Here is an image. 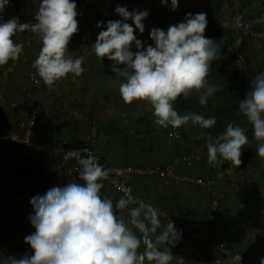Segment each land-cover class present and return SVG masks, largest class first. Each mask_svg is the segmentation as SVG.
Wrapping results in <instances>:
<instances>
[{
  "label": "crops",
  "instance_id": "obj_1",
  "mask_svg": "<svg viewBox=\"0 0 264 264\" xmlns=\"http://www.w3.org/2000/svg\"><path fill=\"white\" fill-rule=\"evenodd\" d=\"M104 1L117 3L121 0ZM125 1L128 11L147 10L149 14L145 19L157 20L156 0ZM237 1L203 0L198 12L205 13L208 21L205 37L213 38L221 47L220 59L212 62L207 78L209 83L219 85V90L206 106L199 105L195 94L188 99L178 97L174 102L178 113L196 112L205 118L214 116L216 124L209 129L191 123L176 129L171 126L162 128L154 123L153 110L148 102L125 103L122 100L115 73L109 67L114 61L100 60L92 48L99 32L106 30V23L119 19L98 18L78 24L77 32L69 41L67 54L74 52L75 58L83 57L85 70L75 79L68 74L57 92L42 85L22 90V85L28 83L27 72L33 70L37 73L32 65L42 45L36 34L18 33L19 39L14 42L23 44L26 60L20 63L7 82H1L0 77V93L5 97L0 102V118L7 129L29 135L30 144L28 154L22 156L18 146L0 138V176L7 172L11 163L15 174L26 177L20 183L0 180V216L29 218L33 212L32 197L43 195L52 187L81 182L77 161L70 158L69 166L74 170L68 173L67 166L60 164L58 149L66 143L78 150V146L86 141L87 123L94 120L98 143L110 154L114 165L165 164L174 155L187 150L201 153V160L191 167L179 165L176 168V173L184 176L182 180L144 174H135L130 180L131 187L147 203L167 212L166 219L160 218L158 232L166 227L168 220L182 231L181 239L171 248L172 264H231V260L207 249L190 236L194 229L215 230L209 195L193 182L197 177L213 178L218 185L220 206L216 214L227 229L215 238L241 245L238 251L241 264H260L264 258V158L256 154L259 142L252 135V126L239 113L238 103L245 98L255 76L264 72V39L243 37L235 28L232 16ZM39 5L40 0H9L0 19L13 17V6L20 15L34 19ZM98 22L100 28L96 27ZM251 25L264 31V0L251 19ZM149 32L145 29L141 34L134 28V35L145 46L153 44ZM132 50L136 51L134 47ZM5 65L0 66V72ZM72 110L81 111L84 118L74 119L70 115ZM31 117H34L33 125L28 126ZM229 123L247 128L249 137V143L241 149V165L231 171H227L230 162L218 159L215 164H209L207 159L209 138L214 142ZM170 132H177L178 137H169ZM39 174L45 175L44 182L37 180ZM103 183L102 193L114 203L122 197L106 180ZM116 211L128 219L127 210ZM34 231L32 226L12 229L10 225L2 224L0 241L11 243L19 259L32 254L24 239ZM140 251H143V245ZM4 258L6 255L0 251V261Z\"/></svg>",
  "mask_w": 264,
  "mask_h": 264
},
{
  "label": "clouds",
  "instance_id": "obj_2",
  "mask_svg": "<svg viewBox=\"0 0 264 264\" xmlns=\"http://www.w3.org/2000/svg\"><path fill=\"white\" fill-rule=\"evenodd\" d=\"M160 3L166 6L169 0ZM8 4L9 0H0V13ZM170 5L174 11L178 0H170ZM76 7L74 0H40L36 23H19L18 17L0 22V66L19 58L23 44L14 42L13 37L27 31L41 41L32 67L45 85L52 87L68 74L73 79L81 76L85 70L83 57L72 58L67 54L69 41L78 30ZM114 11L121 19L109 20L92 48L100 60L114 61L109 67L115 73L122 100L148 102L154 123L162 128L176 129L189 123L212 128L216 124L214 116L181 114L174 107L178 97L188 99L193 94L199 105L206 106L219 90V85L207 79L212 62L220 59L221 47L204 35L206 14L187 13L183 22L169 26L166 31L151 29L149 38L153 45L145 46L134 35V28L141 34L144 32L142 21L148 11H128L121 6ZM96 27L100 28L101 23ZM238 110L259 142L257 156L264 158V72L251 81ZM247 132V128L229 123L214 142L209 138L208 163L215 164L219 159L230 162L227 171L238 168L242 163L241 149L249 143ZM70 158L79 165L81 182L52 187L45 194L32 197L33 212L28 219L35 231L24 239L32 254L19 259L7 257L0 264H172L171 248L181 239L182 231L168 220L158 232L162 213L136 199L130 190L115 203L104 195L103 182L117 170L100 164L89 148L67 151L63 159ZM117 209L127 210L128 219L118 215ZM231 264H241V255L232 257ZM260 264H264V258Z\"/></svg>",
  "mask_w": 264,
  "mask_h": 264
},
{
  "label": "built area",
  "instance_id": "obj_3",
  "mask_svg": "<svg viewBox=\"0 0 264 264\" xmlns=\"http://www.w3.org/2000/svg\"><path fill=\"white\" fill-rule=\"evenodd\" d=\"M93 1L95 7L91 6L90 3ZM156 13L157 21L144 19L142 23L144 24V29L149 31L153 28H159L162 30H167L171 25H175L179 22H183V19L187 13L198 14L202 7L203 0H178V7L173 11L171 9L170 0L168 5L162 6L160 0H156ZM76 3L77 21L78 24L82 20H98V18H106L105 16H111L113 18L121 19V17L115 13L114 9L117 6L126 7V1L121 0L117 3H109L104 0H74ZM263 0H238L233 11L232 22L235 28L243 37H255L264 39V31H259L251 25V19L255 16L258 8L261 6ZM127 9V7H126ZM13 17H18L19 23H36L34 19H28L19 14L17 7L13 6L11 8ZM12 18V17H11ZM10 19V18H9ZM8 19H0V22H6ZM127 23L132 25V21L128 20ZM134 27V25H132ZM26 32V31H25ZM28 40L31 39L28 37ZM153 45V44H152ZM134 51V50H133ZM135 52V51H134ZM73 58L74 52L68 54ZM26 56L24 51L20 54L19 58L15 61H9L6 63L5 67L0 72L1 82H7L10 75L13 74L16 68L21 62H25ZM67 77V76H66ZM66 77L58 80L52 87H48L44 84L42 79L38 74L30 70L27 72L28 83L22 85V90L26 91L31 88L37 87L39 85L44 86L50 91H58L63 80ZM5 100L4 94L0 93V102ZM70 115L76 120H82L84 115L79 110H72ZM34 117H31L28 126L33 125ZM169 137L177 138V132L168 133ZM0 138L8 140L18 146L19 153L22 156L28 154V145L30 144L29 135H23L20 132L12 131L3 126L0 118ZM78 149L89 148L91 152L96 155L99 159L100 164H104L108 168L116 169L117 171L110 175L106 180L115 192L120 194L122 197L126 192L130 190L131 195L138 200H142L145 203V199L139 195L130 185V180L135 174L144 175H157L163 179H184V176H179L176 173V168L179 165L186 167H191L194 163L201 160V153L194 149L187 150L183 153L174 155L171 160L164 165H145V166H131V165H114L112 163L111 156L104 151L98 143V130L94 120H90L86 127V141L83 145L78 146ZM69 150H73L66 143L59 147L58 152L61 153L60 164L67 166V172H73L74 168L69 166V160L65 161L63 159L65 153ZM86 155V154H82ZM8 170L0 176V180L3 182L16 181L18 183L22 182L26 177L24 175L15 174L12 170V164L7 166ZM39 182L45 181V175L39 174L36 176ZM193 182L202 186L210 198V205L213 216V231H205L204 229H194L190 232V236L199 240L203 245L207 246L210 250L216 251L224 258L232 260V257L239 254L238 251L241 249L235 242H228L226 239H216L217 234H222L226 231L227 226L220 219L216 212L220 206V196L217 189L216 180L213 178H193ZM149 204V203H148ZM159 209L162 215L159 218L166 219L168 217L167 212L158 206H154ZM10 225L12 229H21L23 227H31L28 218L18 217V218H7L4 215L0 216V225ZM0 251H2L6 257L18 258L17 252L13 249V246L9 242L0 241Z\"/></svg>",
  "mask_w": 264,
  "mask_h": 264
},
{
  "label": "trees",
  "instance_id": "obj_4",
  "mask_svg": "<svg viewBox=\"0 0 264 264\" xmlns=\"http://www.w3.org/2000/svg\"><path fill=\"white\" fill-rule=\"evenodd\" d=\"M90 5L91 6H93V7H95V4L93 3V1L90 3ZM106 18H108V17H111V16H105ZM157 20H158V18H157ZM156 20V21H157ZM83 21V20H82ZM81 21V22H82ZM80 22V23H81ZM146 30H148V29H146ZM149 31V30H148ZM73 58H75V54L73 55ZM218 186V185H217ZM194 241H196L197 243H199V244H201V245H203L199 240H197V239H195V238H193V237H191ZM203 246H205V245H203ZM207 249H209L207 246H205ZM210 250V249H209ZM212 251V250H211Z\"/></svg>",
  "mask_w": 264,
  "mask_h": 264
},
{
  "label": "rangeland",
  "instance_id": "obj_5",
  "mask_svg": "<svg viewBox=\"0 0 264 264\" xmlns=\"http://www.w3.org/2000/svg\"><path fill=\"white\" fill-rule=\"evenodd\" d=\"M31 38V36H29ZM13 39H19V37L14 36ZM19 43V42H18ZM26 47V46H25ZM30 138V137H29ZM101 147V146H100ZM102 148V147H101ZM103 150L105 151V149L103 148ZM108 153V152H107ZM109 154V153H108ZM110 155V154H109ZM154 165H164V164H154ZM145 166V165H144Z\"/></svg>",
  "mask_w": 264,
  "mask_h": 264
}]
</instances>
